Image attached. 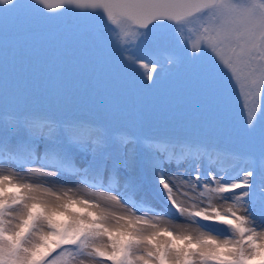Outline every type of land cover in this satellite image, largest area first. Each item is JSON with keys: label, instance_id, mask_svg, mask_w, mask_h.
Wrapping results in <instances>:
<instances>
[{"label": "snow or ice", "instance_id": "1", "mask_svg": "<svg viewBox=\"0 0 264 264\" xmlns=\"http://www.w3.org/2000/svg\"><path fill=\"white\" fill-rule=\"evenodd\" d=\"M0 17V264H264V0Z\"/></svg>", "mask_w": 264, "mask_h": 264}, {"label": "rangeland", "instance_id": "2", "mask_svg": "<svg viewBox=\"0 0 264 264\" xmlns=\"http://www.w3.org/2000/svg\"><path fill=\"white\" fill-rule=\"evenodd\" d=\"M243 98L239 94H234L232 97V107L234 110V113L237 117H239L241 113V108L243 104Z\"/></svg>", "mask_w": 264, "mask_h": 264}, {"label": "water", "instance_id": "3", "mask_svg": "<svg viewBox=\"0 0 264 264\" xmlns=\"http://www.w3.org/2000/svg\"><path fill=\"white\" fill-rule=\"evenodd\" d=\"M0 21H2V17H0Z\"/></svg>", "mask_w": 264, "mask_h": 264}]
</instances>
